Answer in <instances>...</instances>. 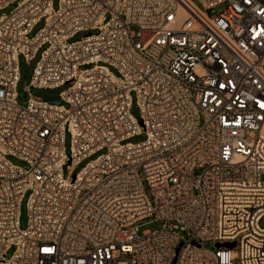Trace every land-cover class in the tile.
Returning a JSON list of instances; mask_svg holds the SVG:
<instances>
[{
    "label": "built area",
    "instance_id": "obj_1",
    "mask_svg": "<svg viewBox=\"0 0 264 264\" xmlns=\"http://www.w3.org/2000/svg\"><path fill=\"white\" fill-rule=\"evenodd\" d=\"M11 2L0 14V264H264V0L0 9ZM39 48L19 90V56ZM66 83L60 99L32 93ZM150 220L161 225L139 232Z\"/></svg>",
    "mask_w": 264,
    "mask_h": 264
},
{
    "label": "rangeland",
    "instance_id": "obj_2",
    "mask_svg": "<svg viewBox=\"0 0 264 264\" xmlns=\"http://www.w3.org/2000/svg\"><path fill=\"white\" fill-rule=\"evenodd\" d=\"M196 3H198V0H194ZM17 4V2H11L9 3L7 6H5L4 8L0 9V14L1 13H8L12 8H14V6ZM58 4V0H53L52 2V6L56 7ZM221 7L220 5H217L215 7V9L212 11V13L216 12L219 8ZM44 24L43 19L39 20L38 22H36L33 26V32L37 31L42 25ZM88 30H80L78 32H76L72 37L69 38V40H74L77 39L79 37H81L83 34H85ZM89 31H96L95 29L89 30ZM42 48H39L33 57L29 58L28 60L24 59L22 56H19V71H20V75H19V80L17 82V87L20 90L24 85L28 84L29 80L31 79L32 73H33V68L36 64V61L38 60L39 56H40V50ZM263 68H264V64H263ZM110 69L116 73V69L113 68L112 66H110ZM67 86L66 84H62L59 86H55V87H46V88H40V89H32V93L36 96H39L43 99H47V100H56V99H60V91L62 89H64ZM131 111L132 113L139 118L140 116V110L139 107L137 106L135 99H132V105H131ZM144 137V134H136L130 138H128V140L131 141H137L140 140ZM64 143H65V150L68 153L69 152V147H70V137L69 134L65 135V139H64ZM98 153V152H97ZM97 153L92 154L84 159H82L80 161V163H77L74 166V171H77L83 164H85V162L89 159H91L92 157H94ZM7 158H9L12 162L17 163V164H21L26 166V163L24 160L18 158L15 155L12 154H7ZM30 193V190L27 189L25 190L23 197L20 200L19 203V217H18V223H19V227L20 228H25L27 223H28V195ZM149 219V218H148ZM161 225V221L159 220H150L148 222H144L142 224H140L139 226V232L149 228V229H155L158 228ZM207 245H210L209 243H207ZM14 249V246H11L8 251H7V255L9 256L12 251Z\"/></svg>",
    "mask_w": 264,
    "mask_h": 264
},
{
    "label": "water",
    "instance_id": "obj_3",
    "mask_svg": "<svg viewBox=\"0 0 264 264\" xmlns=\"http://www.w3.org/2000/svg\"><path fill=\"white\" fill-rule=\"evenodd\" d=\"M31 87L35 88L32 85H31ZM22 97H23V95H22ZM57 102H59V101H57ZM215 245L216 246L225 245V246H228V247H232L234 245V241H223V242L217 241V242H215Z\"/></svg>",
    "mask_w": 264,
    "mask_h": 264
}]
</instances>
